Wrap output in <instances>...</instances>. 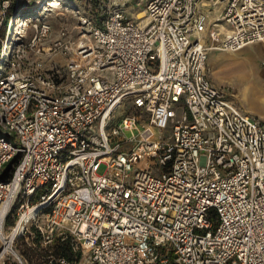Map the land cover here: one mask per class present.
<instances>
[{"label":"built area","instance_id":"1","mask_svg":"<svg viewBox=\"0 0 264 264\" xmlns=\"http://www.w3.org/2000/svg\"><path fill=\"white\" fill-rule=\"evenodd\" d=\"M29 1L0 0V264H264V121L207 65L264 0H86L54 37Z\"/></svg>","mask_w":264,"mask_h":264},{"label":"rangeland","instance_id":"2","mask_svg":"<svg viewBox=\"0 0 264 264\" xmlns=\"http://www.w3.org/2000/svg\"><path fill=\"white\" fill-rule=\"evenodd\" d=\"M51 0H30L25 8L37 13L42 7L41 19L48 21L55 30L67 26L71 31L77 25V8L82 11L86 0H59L60 4L51 5ZM124 2L123 12L128 18L137 19V13L145 10L148 0H119ZM28 2V1H27ZM106 6L109 2L101 0ZM97 0L91 4L96 8ZM38 8V9H37ZM22 10V9H21ZM28 17V16H26ZM19 42L26 44L32 34L30 27ZM57 32L53 33V37ZM88 37L87 35H85ZM47 45V44H46ZM264 52V42L249 43L238 50L218 51L209 54L208 70L214 82L224 89L225 96L247 112L264 121V67L261 65V54ZM46 64H64L60 53L44 54ZM215 60V62H214ZM208 61V62H209ZM214 62V63H213ZM211 64V65H210ZM123 107L118 109L116 116L123 115Z\"/></svg>","mask_w":264,"mask_h":264},{"label":"trees","instance_id":"3","mask_svg":"<svg viewBox=\"0 0 264 264\" xmlns=\"http://www.w3.org/2000/svg\"><path fill=\"white\" fill-rule=\"evenodd\" d=\"M21 6H22V10H20V13L21 14H23V13H29L30 14L32 12L31 8L28 10L27 8H25V6H23V4ZM29 14H27V15H29ZM0 50H1V44H0ZM54 253L63 255L65 257L71 259L78 252L77 253L73 252L70 242L69 241H64L61 244L56 243V246L54 248ZM30 256L31 257H34L35 254L34 253H31Z\"/></svg>","mask_w":264,"mask_h":264},{"label":"bare ground","instance_id":"4","mask_svg":"<svg viewBox=\"0 0 264 264\" xmlns=\"http://www.w3.org/2000/svg\"><path fill=\"white\" fill-rule=\"evenodd\" d=\"M49 4H51V5H56V4H60V1L59 0H51L50 2H49ZM38 9V8H37ZM42 12H44V9H42V7L40 8V9H38V11H37V13H34L33 11L31 12V19H29V20H32L33 18H35L36 16H39L40 14H42ZM26 14V15H25ZM27 14H29V13H23V14H21L20 15V19L19 20H21L22 19V23L19 25V26H23L24 24H26L25 22H24V19H28L26 16H28ZM137 15V17H141V16H143V11H139L138 12V14H136ZM13 31V30H12Z\"/></svg>","mask_w":264,"mask_h":264},{"label":"crops","instance_id":"5","mask_svg":"<svg viewBox=\"0 0 264 264\" xmlns=\"http://www.w3.org/2000/svg\"><path fill=\"white\" fill-rule=\"evenodd\" d=\"M137 14H138V13H137ZM63 27H64V26H63ZM65 27L67 28V26H65ZM52 29H53V33H54V32L56 33V32L59 30V29L55 30V29L53 28V26H52ZM212 52H218V51L212 50V51L209 52V54L212 53ZM209 54H208V61L210 60ZM262 56H264V52H262V54H261V59H262ZM214 62H215V60H214ZM214 62H213V63H214ZM209 63H210V61L207 62V65H209ZM210 65H211V64H210ZM210 76H211V75H210ZM211 79H212V82H213L214 85L220 87L218 84H216V83L214 82L212 76H211ZM234 103L237 105V103H236L235 101H234ZM237 106L241 109V111H243V112H247L245 109L241 108L239 105H237ZM248 113H249V112H248Z\"/></svg>","mask_w":264,"mask_h":264}]
</instances>
